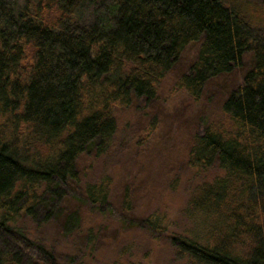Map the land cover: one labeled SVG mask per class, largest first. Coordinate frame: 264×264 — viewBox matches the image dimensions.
Segmentation results:
<instances>
[{
	"label": "trees",
	"instance_id": "trees-1",
	"mask_svg": "<svg viewBox=\"0 0 264 264\" xmlns=\"http://www.w3.org/2000/svg\"><path fill=\"white\" fill-rule=\"evenodd\" d=\"M261 13L254 21L225 0H0V264H62L22 224L69 237L82 221L71 200L108 205L105 182L81 187L79 162L111 149L117 111L153 103L195 43L179 79L194 101L249 53L254 67L223 102L222 121L192 140L189 165L221 172L188 201L202 233L169 238L185 264H264Z\"/></svg>",
	"mask_w": 264,
	"mask_h": 264
},
{
	"label": "rangeland",
	"instance_id": "rangeland-1",
	"mask_svg": "<svg viewBox=\"0 0 264 264\" xmlns=\"http://www.w3.org/2000/svg\"><path fill=\"white\" fill-rule=\"evenodd\" d=\"M225 2L254 21L258 18L253 13L263 15L264 0ZM200 44L185 50L153 103L117 111V133L107 153L79 162L81 187L105 182L108 205L99 210L80 208L79 201L71 200L70 209L80 211L82 221L69 237L60 235L57 226L36 230L30 222L22 224L32 236L40 234L62 264H185L169 237L202 233L188 214V201L202 184L221 175L217 168L200 174L189 165L193 137L208 123L222 121L223 102L254 67L249 53L244 67L211 81L200 100L194 101L179 79L197 59ZM148 218L160 228L145 226Z\"/></svg>",
	"mask_w": 264,
	"mask_h": 264
}]
</instances>
